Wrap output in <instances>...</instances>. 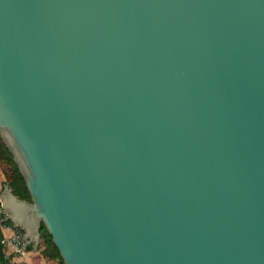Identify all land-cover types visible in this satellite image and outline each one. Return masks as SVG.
Returning <instances> with one entry per match:
<instances>
[{
	"label": "water",
	"instance_id": "obj_1",
	"mask_svg": "<svg viewBox=\"0 0 264 264\" xmlns=\"http://www.w3.org/2000/svg\"><path fill=\"white\" fill-rule=\"evenodd\" d=\"M0 204L63 264H264V0H0Z\"/></svg>",
	"mask_w": 264,
	"mask_h": 264
},
{
	"label": "trees",
	"instance_id": "obj_2",
	"mask_svg": "<svg viewBox=\"0 0 264 264\" xmlns=\"http://www.w3.org/2000/svg\"><path fill=\"white\" fill-rule=\"evenodd\" d=\"M5 157L8 158L9 162H11V164L13 166V172H12L11 178L7 182L9 184V186L12 188V192L21 199L29 200L30 197H29L28 191L26 189V186L24 184L23 177L19 173V171H18V169H17V167L13 161L12 154L6 148V146L4 145V143L2 142V140L0 138V159L5 158ZM43 228H44V226L42 224H40V236L43 240V247L42 248L38 247L40 254L45 258L56 259L57 260L56 264H63L62 258L59 255L57 247L51 241V237L47 233V231L45 233L42 232ZM2 237H3V233L0 229V264H23L21 262L11 261V258L5 255V253L3 251L2 244H1ZM25 247H26V249H29V250L32 248L31 244H26Z\"/></svg>",
	"mask_w": 264,
	"mask_h": 264
},
{
	"label": "rangeland",
	"instance_id": "obj_3",
	"mask_svg": "<svg viewBox=\"0 0 264 264\" xmlns=\"http://www.w3.org/2000/svg\"><path fill=\"white\" fill-rule=\"evenodd\" d=\"M12 172H13V166H12V164H11V162H9V160H8V158L7 157H5V158H1L0 159V192H1V189H2V184L3 183H7L8 182V180L11 178V175H12ZM27 200V199H26ZM30 200V199H29ZM0 207H2L1 206V204H0ZM5 212V211H4ZM4 212H2V214H0V216H3L5 213ZM12 224V223H11ZM12 225H14V224H12ZM3 227V226H2ZM2 227L0 226V229H1V231H3L2 230ZM25 231V230H24ZM42 232L43 233H45L46 232V229L45 228H43L42 229ZM41 232V233H42ZM3 238H4V234H3V237H2V239H1V244H2V247H3V251H4V253H5V255L6 256H8V257H10L11 258V261H14V262H21V263H23V264H26L25 262H23V261H20V260H15V259H13V258H15V253H14V251L15 252H18L19 251V249H18V247H22L23 245H24V238H23V240L21 239V235H20V239H19V241H18V243L17 244H4L3 242H2V240H3ZM22 242V243H21ZM26 246V245H25ZM24 246V247H25ZM20 247V248H21ZM38 247H40V248H42L43 247V240H42V238H41V236H40V238H39V242H38V246H37V248ZM26 248V247H25ZM38 251H39V249H38ZM42 256V255H41ZM43 257V256H42ZM45 258V257H44ZM45 259H47L48 261H49V263L50 264H56L57 263V260L56 259H52V258H45Z\"/></svg>",
	"mask_w": 264,
	"mask_h": 264
},
{
	"label": "crops",
	"instance_id": "obj_4",
	"mask_svg": "<svg viewBox=\"0 0 264 264\" xmlns=\"http://www.w3.org/2000/svg\"><path fill=\"white\" fill-rule=\"evenodd\" d=\"M2 230L4 236H8L12 233V228L10 227L3 228ZM14 253L16 256L13 259L23 261L26 264H50L47 259L41 256L38 250L34 251L32 248L30 250L25 247L20 248L18 252L14 251Z\"/></svg>",
	"mask_w": 264,
	"mask_h": 264
},
{
	"label": "built area",
	"instance_id": "obj_5",
	"mask_svg": "<svg viewBox=\"0 0 264 264\" xmlns=\"http://www.w3.org/2000/svg\"><path fill=\"white\" fill-rule=\"evenodd\" d=\"M2 212H4V209L2 207H0V214H2ZM0 226L1 227L3 226L2 229L3 228H7V227L12 228V233L10 235H8V236H4V238L2 240V242L4 244H6V245L7 244H10V245L11 244H17L19 239H20V235H21V239L23 240V237L25 235L24 229L22 227H20V226L12 225L9 222V219H8L6 213L3 216H0ZM20 247H18L19 250H20Z\"/></svg>",
	"mask_w": 264,
	"mask_h": 264
}]
</instances>
